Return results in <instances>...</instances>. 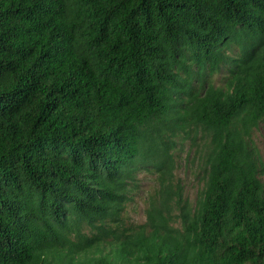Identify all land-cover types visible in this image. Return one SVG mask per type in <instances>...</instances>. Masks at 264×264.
<instances>
[{
	"label": "trees",
	"instance_id": "obj_1",
	"mask_svg": "<svg viewBox=\"0 0 264 264\" xmlns=\"http://www.w3.org/2000/svg\"><path fill=\"white\" fill-rule=\"evenodd\" d=\"M261 126L264 0H0V264H264Z\"/></svg>",
	"mask_w": 264,
	"mask_h": 264
},
{
	"label": "rangeland",
	"instance_id": "obj_2",
	"mask_svg": "<svg viewBox=\"0 0 264 264\" xmlns=\"http://www.w3.org/2000/svg\"><path fill=\"white\" fill-rule=\"evenodd\" d=\"M217 81H219V77L217 76ZM253 139L257 145V147L260 149L261 156L264 159V126H261L253 136ZM184 149L181 153V167L178 170V176L182 177L183 181L186 184L187 194L188 196L193 199L196 195V191L199 186V182L196 179V174L191 170L190 164L186 166L184 165V162L186 160V155L188 154L190 150V144L188 141H185ZM190 155V153H189ZM180 163V161H179ZM152 175L145 174L142 178L141 188L140 191L135 193L134 200L130 203L128 212L130 215V218L135 222H144L145 221V210H146V193L151 190L153 186L152 182Z\"/></svg>",
	"mask_w": 264,
	"mask_h": 264
}]
</instances>
